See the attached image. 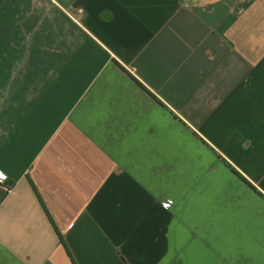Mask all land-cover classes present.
<instances>
[{"label":"crops","instance_id":"1","mask_svg":"<svg viewBox=\"0 0 264 264\" xmlns=\"http://www.w3.org/2000/svg\"><path fill=\"white\" fill-rule=\"evenodd\" d=\"M0 177V264H264V0H0Z\"/></svg>","mask_w":264,"mask_h":264},{"label":"built area","instance_id":"2","mask_svg":"<svg viewBox=\"0 0 264 264\" xmlns=\"http://www.w3.org/2000/svg\"><path fill=\"white\" fill-rule=\"evenodd\" d=\"M0 184L3 185L5 188H9L4 184L3 179L0 177ZM171 201L168 202V204H170Z\"/></svg>","mask_w":264,"mask_h":264},{"label":"trees","instance_id":"3","mask_svg":"<svg viewBox=\"0 0 264 264\" xmlns=\"http://www.w3.org/2000/svg\"><path fill=\"white\" fill-rule=\"evenodd\" d=\"M64 241L62 240V243H63ZM64 244V243H63Z\"/></svg>","mask_w":264,"mask_h":264}]
</instances>
